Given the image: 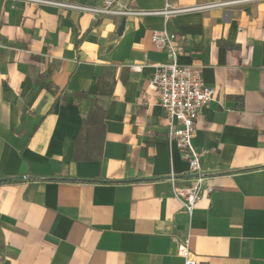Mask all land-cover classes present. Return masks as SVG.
Segmentation results:
<instances>
[{
  "label": "crops",
  "instance_id": "0c3cea01",
  "mask_svg": "<svg viewBox=\"0 0 264 264\" xmlns=\"http://www.w3.org/2000/svg\"><path fill=\"white\" fill-rule=\"evenodd\" d=\"M46 1L0 0V264H185L176 237L198 264H264V0H118L149 13L98 21L63 4L106 0ZM153 29L184 35L180 63L216 90L193 140L213 191L192 215L169 180L192 176L150 85L168 60ZM104 74L103 155L77 162Z\"/></svg>",
  "mask_w": 264,
  "mask_h": 264
},
{
  "label": "built area",
  "instance_id": "2783aa9c",
  "mask_svg": "<svg viewBox=\"0 0 264 264\" xmlns=\"http://www.w3.org/2000/svg\"><path fill=\"white\" fill-rule=\"evenodd\" d=\"M23 1L48 2L46 0ZM225 4H211L199 9ZM63 5L91 13L94 21L106 16H142L149 13L125 8L118 0H106L101 6ZM165 13L168 15L171 11ZM151 39L156 49L167 53L168 60L152 64L154 71L150 85L156 90L159 104L164 109L169 122L167 140L187 151L189 173L192 176L189 184L178 187L176 176L173 174L169 179L172 194L192 215L196 205L205 194H210L213 191L202 164L206 151L197 149L193 140L196 135V121L205 107L214 99L216 90L207 86L201 67L180 63V57L186 52V37L184 35L170 32L167 29H153ZM142 68V65L133 67L135 71H141ZM175 242L177 254L184 258L185 264H198L197 256L190 247L189 239L181 240L176 237Z\"/></svg>",
  "mask_w": 264,
  "mask_h": 264
},
{
  "label": "trees",
  "instance_id": "16d2710c",
  "mask_svg": "<svg viewBox=\"0 0 264 264\" xmlns=\"http://www.w3.org/2000/svg\"><path fill=\"white\" fill-rule=\"evenodd\" d=\"M54 88L58 90L56 86ZM113 88L114 81L107 74L97 79V93L93 99V108L87 118L83 120L79 135L75 141L73 153L77 162L98 161L102 158L106 133V108L103 106L100 97L111 96ZM70 96L74 100H78L88 97L89 94L83 91L73 92L72 94H64L63 99L68 100Z\"/></svg>",
  "mask_w": 264,
  "mask_h": 264
}]
</instances>
